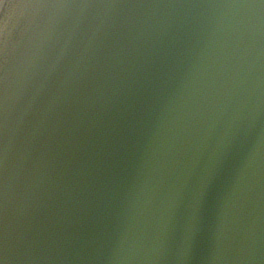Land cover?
I'll use <instances>...</instances> for the list:
<instances>
[{"label":"water","instance_id":"1","mask_svg":"<svg viewBox=\"0 0 264 264\" xmlns=\"http://www.w3.org/2000/svg\"><path fill=\"white\" fill-rule=\"evenodd\" d=\"M0 264H264V0H2Z\"/></svg>","mask_w":264,"mask_h":264},{"label":"flooded vegetation","instance_id":"2","mask_svg":"<svg viewBox=\"0 0 264 264\" xmlns=\"http://www.w3.org/2000/svg\"><path fill=\"white\" fill-rule=\"evenodd\" d=\"M1 1V0H0Z\"/></svg>","mask_w":264,"mask_h":264}]
</instances>
